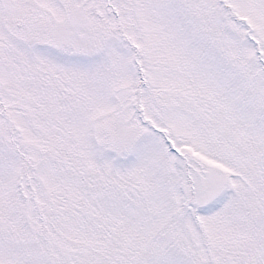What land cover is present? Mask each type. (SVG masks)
Instances as JSON below:
<instances>
[{"label": "snow or ice", "instance_id": "snow-or-ice-1", "mask_svg": "<svg viewBox=\"0 0 264 264\" xmlns=\"http://www.w3.org/2000/svg\"><path fill=\"white\" fill-rule=\"evenodd\" d=\"M0 264H264V0H0Z\"/></svg>", "mask_w": 264, "mask_h": 264}]
</instances>
